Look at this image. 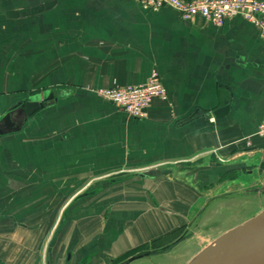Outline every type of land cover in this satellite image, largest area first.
Segmentation results:
<instances>
[{
	"label": "crops",
	"instance_id": "1",
	"mask_svg": "<svg viewBox=\"0 0 264 264\" xmlns=\"http://www.w3.org/2000/svg\"><path fill=\"white\" fill-rule=\"evenodd\" d=\"M255 28L130 0H0V264L113 260L188 223L236 164L264 172ZM152 71L167 100L144 119L94 93Z\"/></svg>",
	"mask_w": 264,
	"mask_h": 264
},
{
	"label": "rangeland",
	"instance_id": "2",
	"mask_svg": "<svg viewBox=\"0 0 264 264\" xmlns=\"http://www.w3.org/2000/svg\"><path fill=\"white\" fill-rule=\"evenodd\" d=\"M246 169L250 172H246ZM184 170L191 175L194 174L192 166H185ZM230 173H233V176H229ZM226 174L216 182L217 188L211 196L207 190L212 186L204 189L207 193L204 208L202 205L196 206L190 214L188 223L180 229L166 237L141 245L113 260L103 263L96 261L93 264H125L127 259L137 253L159 251L180 237L183 239L163 254L136 260L129 264H186L196 253L212 243L222 233L264 210V172L258 169L253 170V167L242 168L240 164H236L235 168ZM60 220H65L64 213L61 214ZM80 264H90V261H83Z\"/></svg>",
	"mask_w": 264,
	"mask_h": 264
},
{
	"label": "built area",
	"instance_id": "3",
	"mask_svg": "<svg viewBox=\"0 0 264 264\" xmlns=\"http://www.w3.org/2000/svg\"><path fill=\"white\" fill-rule=\"evenodd\" d=\"M143 10L155 12L163 7L173 9L184 21L200 17L214 27H222L234 17L252 23L264 41V0H130ZM94 93L113 104L133 119H144L153 100L166 101V92L158 74L152 71L140 85L114 86L96 89ZM257 136L264 139V123L257 129ZM264 158V149H261Z\"/></svg>",
	"mask_w": 264,
	"mask_h": 264
},
{
	"label": "water",
	"instance_id": "4",
	"mask_svg": "<svg viewBox=\"0 0 264 264\" xmlns=\"http://www.w3.org/2000/svg\"><path fill=\"white\" fill-rule=\"evenodd\" d=\"M42 105L32 102L25 103L26 115H31ZM227 109L228 106L215 110L214 117L221 116ZM10 117V114H7L3 118V123L9 129L13 128ZM182 239L183 237H180L159 251L137 253L127 259L125 264L163 254L175 247ZM186 264H264V210L222 233L212 243L196 253Z\"/></svg>",
	"mask_w": 264,
	"mask_h": 264
}]
</instances>
